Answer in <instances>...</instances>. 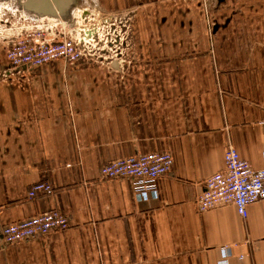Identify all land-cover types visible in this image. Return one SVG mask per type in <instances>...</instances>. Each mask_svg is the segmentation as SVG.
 <instances>
[{
  "label": "crops",
  "instance_id": "crops-1",
  "mask_svg": "<svg viewBox=\"0 0 264 264\" xmlns=\"http://www.w3.org/2000/svg\"><path fill=\"white\" fill-rule=\"evenodd\" d=\"M129 19L121 71L56 61L0 80V227L57 211L61 233L0 264H264V201L198 213L235 148L264 167V0H93ZM7 68L0 44V72ZM170 153L155 195L100 180L116 160ZM37 183L54 189L29 199Z\"/></svg>",
  "mask_w": 264,
  "mask_h": 264
},
{
  "label": "built area",
  "instance_id": "built-area-1",
  "mask_svg": "<svg viewBox=\"0 0 264 264\" xmlns=\"http://www.w3.org/2000/svg\"><path fill=\"white\" fill-rule=\"evenodd\" d=\"M96 15L88 27L76 28L73 36L55 34L44 38L39 33L31 34L29 29L40 28L27 23L24 33L5 39V58L7 68L0 72V80L10 76H21L25 72L40 68L52 62L60 61L66 66L96 64L112 70L121 71L127 63L130 49L131 29L125 16L104 14L99 11L79 14V20ZM43 20H31L37 23ZM6 23V22H5ZM78 24V23H77ZM12 26V25H11ZM38 32V30H36ZM170 153H151L136 155L112 161L100 169V180H129L137 196L147 198L156 192V182L167 176L172 168ZM54 189L47 183L34 184L27 196H50ZM264 201V167L253 169L240 158L235 148L228 145L224 150V169L210 176L204 184V191L197 196L195 207L198 213H204L223 206L232 205L238 215L245 219L249 205ZM69 228L68 219L57 211H49L26 220L0 227L2 242L12 245L26 240L46 237L52 233H61Z\"/></svg>",
  "mask_w": 264,
  "mask_h": 264
},
{
  "label": "rangeland",
  "instance_id": "rangeland-1",
  "mask_svg": "<svg viewBox=\"0 0 264 264\" xmlns=\"http://www.w3.org/2000/svg\"><path fill=\"white\" fill-rule=\"evenodd\" d=\"M5 3V4H4ZM83 4V5H82ZM82 5V6H81ZM86 5V11L83 6ZM80 7V8H79ZM82 9V10H81ZM92 11H99L93 4V0H77V3L73 8L70 9L68 20H57L54 18H36L27 15L24 11L19 10L14 5L7 2L0 3V44L5 43V39L24 33L23 26L27 23L39 25L40 28H32L29 31L33 35L38 33L44 38H52L55 34H68L70 37L76 33V28L78 27H88L91 25L92 19L96 18V15H90L89 19L79 20L77 16L79 14H88ZM99 17L102 19L104 16L103 12L99 11ZM31 20H43L37 23L30 22ZM6 22V23H5ZM78 23V24H77ZM12 25V26H11ZM38 30V32L36 31Z\"/></svg>",
  "mask_w": 264,
  "mask_h": 264
},
{
  "label": "water",
  "instance_id": "water-1",
  "mask_svg": "<svg viewBox=\"0 0 264 264\" xmlns=\"http://www.w3.org/2000/svg\"><path fill=\"white\" fill-rule=\"evenodd\" d=\"M0 2L14 4L31 17L68 20L70 9L77 0H0ZM112 67L118 69L117 63H113Z\"/></svg>",
  "mask_w": 264,
  "mask_h": 264
},
{
  "label": "bare ground",
  "instance_id": "bare-ground-1",
  "mask_svg": "<svg viewBox=\"0 0 264 264\" xmlns=\"http://www.w3.org/2000/svg\"><path fill=\"white\" fill-rule=\"evenodd\" d=\"M0 3H1V2H0ZM4 4H5V3H4ZM82 5H83V4H82ZM82 5H81V6H82ZM79 8H80V7H79ZM83 9L86 11V5L83 6ZM81 10H82V9H81ZM47 19H49V18H47ZM36 20H37V19H36Z\"/></svg>",
  "mask_w": 264,
  "mask_h": 264
},
{
  "label": "flooded vegetation",
  "instance_id": "flooded-vegetation-1",
  "mask_svg": "<svg viewBox=\"0 0 264 264\" xmlns=\"http://www.w3.org/2000/svg\"><path fill=\"white\" fill-rule=\"evenodd\" d=\"M11 5H14V4H11ZM15 7H17L16 5H14ZM74 6L72 5V8H73Z\"/></svg>",
  "mask_w": 264,
  "mask_h": 264
}]
</instances>
